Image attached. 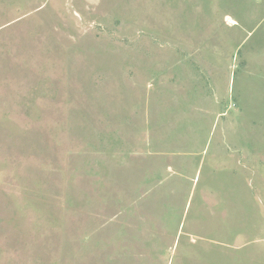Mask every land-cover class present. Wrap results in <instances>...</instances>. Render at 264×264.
Here are the masks:
<instances>
[{
	"label": "rangeland",
	"instance_id": "rangeland-1",
	"mask_svg": "<svg viewBox=\"0 0 264 264\" xmlns=\"http://www.w3.org/2000/svg\"><path fill=\"white\" fill-rule=\"evenodd\" d=\"M0 264H264V0H0Z\"/></svg>",
	"mask_w": 264,
	"mask_h": 264
}]
</instances>
